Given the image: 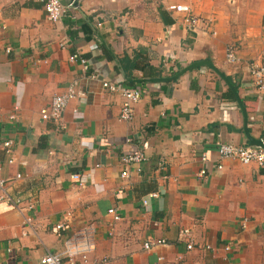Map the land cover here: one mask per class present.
I'll return each instance as SVG.
<instances>
[{
    "label": "crops",
    "instance_id": "1",
    "mask_svg": "<svg viewBox=\"0 0 264 264\" xmlns=\"http://www.w3.org/2000/svg\"><path fill=\"white\" fill-rule=\"evenodd\" d=\"M70 1L57 23L43 3L1 2L0 180L12 197L33 198L35 233L23 235V215L0 189V264H40L91 225L88 264H264V167L218 154L220 144L248 145L232 91L213 70L196 68L175 81L137 85L135 118L122 121L123 99L102 81L124 80L96 31L120 60L147 57L161 77L210 59L239 91L250 134L264 141V93L251 73L264 60V0H78L77 8ZM175 4L189 5L205 23L191 29L167 9ZM75 53L87 60V73L70 60ZM75 81L86 97L70 102L61 123L43 120L41 111ZM7 139L13 157L2 147ZM137 150L147 160L124 179L122 158ZM110 209L122 219L114 221ZM183 229L192 231L193 250ZM149 238L166 244L146 250Z\"/></svg>",
    "mask_w": 264,
    "mask_h": 264
},
{
    "label": "built area",
    "instance_id": "2",
    "mask_svg": "<svg viewBox=\"0 0 264 264\" xmlns=\"http://www.w3.org/2000/svg\"><path fill=\"white\" fill-rule=\"evenodd\" d=\"M0 0V12L2 11ZM34 2L43 3L47 18L53 23L62 21L68 14V6H66L63 0H32ZM167 9L170 12L179 14L183 17L184 22L191 29H197L200 26V23H205L203 19L195 16L193 10L189 5L186 4H175L169 5ZM11 48L7 49V52L10 53ZM227 61L229 63H235L237 61L236 49L234 47H229L227 49ZM72 62L80 61L83 65L84 71L87 73L90 66L85 58L81 57L80 54L75 53L70 57ZM251 73L254 79V83L257 89L264 93V60L261 64H256L252 67ZM91 79L97 78L96 75L90 74ZM102 87L114 94H118L123 99L120 119L125 122H131L135 118V107L139 103L142 97V89L139 86H128L127 84H121L119 82H110L102 81ZM86 97V93L83 90H80L78 87V82L75 81L72 83L66 93L57 95L53 98L51 107L49 109H43L41 115L43 120L54 121L56 123H61L64 118L65 111L67 110L71 101ZM11 120L16 119V115L12 114L9 117ZM131 141V140H129ZM2 147L7 155L13 157L15 143L11 139H7L2 143ZM218 154L221 160H237L242 164L249 165L256 163L261 167H264V149L250 147L249 145H234V144H220L218 148ZM147 160L144 153L141 151H134L125 155L122 158V163L125 166L124 171L122 172V177L124 179L129 178L128 168L132 165H140ZM202 160L208 162L209 157L207 153L202 154ZM10 164L14 163V158L9 160ZM219 169H223L222 164L218 166ZM140 171V169H139ZM206 173L203 170L200 174L203 176ZM22 175L18 174L17 179H20ZM71 180L77 183L81 188H85V182L82 179L80 174H72ZM7 180H0V189L2 191L1 200L8 205L13 206L23 215L24 219V236L29 234V229L35 233L34 220L30 215L31 212L35 211V204L33 198L28 202H23L21 197H12L8 193ZM159 193H151L147 199L143 200L144 205L150 204L152 198H158ZM109 213L113 215L114 221H120L122 219L121 215L117 212L116 209H110ZM67 217L73 215V211L67 212ZM64 224L57 226V229L60 230ZM95 231L94 226H89L84 230L76 232L74 237L69 239L66 243V249L63 253H53L47 252L40 260V264H88L87 259L90 252L93 250V233ZM181 239L185 238L189 241L187 244L188 250H193L195 243L192 240V231L190 229H183L180 232ZM166 244L165 240H155L149 238L146 243H144V248L146 250H151L155 246ZM162 260V259H160Z\"/></svg>",
    "mask_w": 264,
    "mask_h": 264
},
{
    "label": "water",
    "instance_id": "3",
    "mask_svg": "<svg viewBox=\"0 0 264 264\" xmlns=\"http://www.w3.org/2000/svg\"><path fill=\"white\" fill-rule=\"evenodd\" d=\"M70 6H72L74 8L79 7L78 0H71ZM96 31H97V34H98L104 48L107 50L109 55L114 60L119 72L121 73L123 80L128 84L139 85V84H146V83H149V84L167 83V82H171V81H175V80L180 79L185 73H187L190 70L196 69V68H198V69L199 68H208V69L213 70L225 82V84L229 87V89L232 91V93H233L242 113H243L244 127L242 130L244 131V134L248 140V145L250 147H256V148L264 149V141L260 140V139H256V138L252 137V135L250 134V131L248 128V114H247L244 102L242 101L240 95L238 94L239 91H237V89L232 84L230 79L222 71H220L216 67V65L213 63V61H211L210 59H204L201 61L198 60L197 62H194V63L186 66L185 68L180 70L177 74L172 75V76L133 79V78H130L127 76L121 60L118 58V56L112 50V48L109 46V44L106 42V40L102 37V35L99 33V31L98 30H96ZM242 130L239 129L238 132L241 133Z\"/></svg>",
    "mask_w": 264,
    "mask_h": 264
},
{
    "label": "trees",
    "instance_id": "4",
    "mask_svg": "<svg viewBox=\"0 0 264 264\" xmlns=\"http://www.w3.org/2000/svg\"><path fill=\"white\" fill-rule=\"evenodd\" d=\"M104 52L106 53L108 58L111 61H113V59L111 58V56L109 55L107 50L104 49ZM143 57L138 59V60H134V61L130 60L128 57H124V58L121 59V62L123 64V67H124L125 72H126L128 77L133 78V79L138 78V77H136L133 74V70L141 72L143 78H153V77H161V76H163V72L162 71L154 68L150 64V61H149V59L147 57H144V58ZM173 74H175V73H173ZM124 83L127 84L128 86H132V87L137 86L136 84H128L125 81H124ZM230 95H231L232 98H234L232 93Z\"/></svg>",
    "mask_w": 264,
    "mask_h": 264
}]
</instances>
